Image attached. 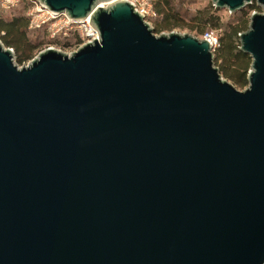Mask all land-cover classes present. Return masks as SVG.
<instances>
[{
  "label": "water",
  "instance_id": "1",
  "mask_svg": "<svg viewBox=\"0 0 264 264\" xmlns=\"http://www.w3.org/2000/svg\"><path fill=\"white\" fill-rule=\"evenodd\" d=\"M37 1L98 38L0 39V264H264V0H211L261 8L243 90L128 0Z\"/></svg>",
  "mask_w": 264,
  "mask_h": 264
},
{
  "label": "trees",
  "instance_id": "2",
  "mask_svg": "<svg viewBox=\"0 0 264 264\" xmlns=\"http://www.w3.org/2000/svg\"><path fill=\"white\" fill-rule=\"evenodd\" d=\"M25 0H23L24 2ZM156 15L153 16L154 31L161 32L164 29L175 27L188 28L189 30L204 35L206 31L220 30L219 43L214 48L215 62L225 78L235 86L246 87L248 85V72L251 66L249 54L241 51L239 34L249 27L250 17L253 11H261L256 3L247 6L235 20L223 22L220 16L222 9L216 8L212 1L193 13L185 14L179 10L177 0H151ZM25 8H29L27 0ZM11 17L0 11V39L3 43L15 50L16 58L23 63L32 56L34 49L46 43V35H37L36 42L28 38L30 31V18L26 12L16 13ZM151 18V19H152ZM39 33V32H38ZM43 34V33H41ZM61 45L80 44V38L76 36L58 40Z\"/></svg>",
  "mask_w": 264,
  "mask_h": 264
},
{
  "label": "built area",
  "instance_id": "3",
  "mask_svg": "<svg viewBox=\"0 0 264 264\" xmlns=\"http://www.w3.org/2000/svg\"><path fill=\"white\" fill-rule=\"evenodd\" d=\"M30 1L32 10H29L31 29L48 27L51 35L68 37L71 34H77L81 40L79 46L85 42L98 38V31L90 24L89 18L83 20H74L69 18L65 13H53L51 10L44 7L37 0ZM133 3L136 9L144 14L150 21L156 15L151 0H128ZM20 0H0L1 5L16 6ZM202 38L210 40L216 48L218 46V37L211 31H206Z\"/></svg>",
  "mask_w": 264,
  "mask_h": 264
},
{
  "label": "rangeland",
  "instance_id": "4",
  "mask_svg": "<svg viewBox=\"0 0 264 264\" xmlns=\"http://www.w3.org/2000/svg\"><path fill=\"white\" fill-rule=\"evenodd\" d=\"M209 1L211 0H177V3H179V10L181 12H186L185 14H190L193 13L195 10H197L198 8H203L205 7ZM24 2H27V0H25ZM23 2V0H20V3H18L16 6H8V5H1L0 4V11H2L5 15L11 17L13 14L16 13H21V12H26V14L29 16V10H32V6H29V8H25V3ZM220 16L222 17L223 22H229V21H233L235 20V18H237L240 14L238 12L235 13H230L227 10H221L220 11ZM151 24L154 25L155 24V19L153 20V18L150 20ZM30 28V27H29ZM31 30V28H30ZM33 31H30V33H28V38L29 40H31L32 42H36V38L37 35H46V43L43 44L42 46H40L39 48L34 49V51L32 52V56L29 59H26L23 63L19 62L18 58L17 61L19 64H27L29 61H31L36 55L39 54V52H41L42 50L48 48V47H54L56 49H59L63 52L66 53H70L73 50H76L79 47V44H74V45H61L59 44L58 40H62V39H66V38H72L74 36H76L77 38H79V36L77 34H71L68 37H62V36H52L51 32L48 30V27H42V28H38V29H32ZM179 32V33H189L198 37H201L200 34L193 32L191 30H189L188 28H183V27H173L171 29H164L161 32H157V34L160 33H169V32ZM39 32V33H38ZM213 32L219 40V36L221 31L220 30H213L211 31ZM43 33V34H41ZM16 55H18L16 53ZM239 90H243L245 87H238L236 86Z\"/></svg>",
  "mask_w": 264,
  "mask_h": 264
}]
</instances>
